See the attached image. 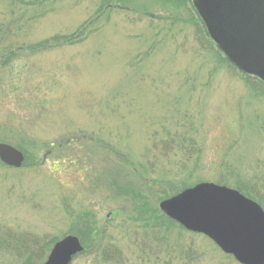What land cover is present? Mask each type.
I'll use <instances>...</instances> for the list:
<instances>
[{
	"label": "rangeland",
	"instance_id": "1",
	"mask_svg": "<svg viewBox=\"0 0 264 264\" xmlns=\"http://www.w3.org/2000/svg\"><path fill=\"white\" fill-rule=\"evenodd\" d=\"M259 82L212 42L194 0L180 12L160 0H0V143L25 155L19 169L0 161V226L60 241L87 213L96 230L71 264H240L203 235L156 225L154 211L159 184H218L228 160L264 186ZM114 172L134 199L115 196ZM106 245L120 262L103 260Z\"/></svg>",
	"mask_w": 264,
	"mask_h": 264
},
{
	"label": "water",
	"instance_id": "2",
	"mask_svg": "<svg viewBox=\"0 0 264 264\" xmlns=\"http://www.w3.org/2000/svg\"><path fill=\"white\" fill-rule=\"evenodd\" d=\"M212 40L241 71L264 80V0H194ZM0 160L19 169L23 152L0 143ZM161 211L187 231L212 240L240 264H264V210L238 190L200 183L160 203ZM84 251L69 235L43 264H71Z\"/></svg>",
	"mask_w": 264,
	"mask_h": 264
},
{
	"label": "trees",
	"instance_id": "3",
	"mask_svg": "<svg viewBox=\"0 0 264 264\" xmlns=\"http://www.w3.org/2000/svg\"><path fill=\"white\" fill-rule=\"evenodd\" d=\"M49 1V0H45ZM164 5L171 6L172 8L176 9L177 12L181 9L187 8V6L191 3V0H160ZM110 4H107L104 6V9H108ZM106 9V10H107ZM141 11H145L146 7L139 8ZM83 32V31H82ZM81 32V33H82ZM68 36H56L52 40H47L46 42L39 44V49H46L47 46H50L51 43H67L68 41H72V37ZM15 52H12L9 57H13ZM11 60L7 59L4 64L2 65L7 66L8 63H10ZM250 79L247 77L246 81L248 82ZM260 85V91L264 92V85L259 82ZM169 144L166 143V145ZM1 163V162H0ZM2 164V163H1ZM2 166H5L2 164ZM223 176L220 178L218 184L225 185L234 189H237L242 194L247 196L248 198L258 202L263 208H264V186H261L257 183L258 178L254 177L250 180L244 179L240 177V174L238 172L237 165L232 163V161L228 160L224 166H223ZM116 175L112 176V179L110 181V188L112 191H114L116 197H120L122 195L129 196L134 199V196L132 193H134V190L132 189L131 181L128 179L129 182H124L127 178L126 175L122 176L120 173L114 172ZM194 183H186L181 182L180 186L177 188H174L173 185H171V182H163L159 184V192H158V198L159 200L168 199L172 196H175L182 192L183 190L192 187ZM156 194V193H155ZM155 212V217L158 216V218H155L156 225H159L161 227L168 226H174L178 227L181 230H185L183 227H181L179 224H177L175 221L169 219L160 209H157ZM147 212H139L140 216L145 220L149 221V219L152 217H149L147 214H144ZM91 215L85 214L84 216H80V225L82 227L80 230L76 231L75 233L77 236L80 237L83 246L88 245L91 240V236L95 232L96 223L91 221ZM93 219V218H92ZM94 220V219H93ZM158 227V226H156ZM74 232V231H73ZM188 232V231H187ZM49 240L46 238H43L41 236H38L33 233L29 232H16L12 228L9 227H3L0 226V257L2 254L10 255L12 257L11 261H7L5 264H43L47 260V252L50 250L51 246L53 247L59 240H55L52 242H48ZM49 243V244H48ZM94 244V242H93ZM101 246V245H100ZM115 247V246H114ZM97 248V247H96ZM100 251L103 250L102 256L104 261H116L117 258L120 257V251L118 248H114L113 250L110 248V246H104L99 249ZM86 252V248L84 247V251L82 254ZM80 254V255H82ZM78 255V256H80ZM77 256V257H78Z\"/></svg>",
	"mask_w": 264,
	"mask_h": 264
},
{
	"label": "flooded vegetation",
	"instance_id": "4",
	"mask_svg": "<svg viewBox=\"0 0 264 264\" xmlns=\"http://www.w3.org/2000/svg\"><path fill=\"white\" fill-rule=\"evenodd\" d=\"M208 32V31H207ZM208 36H210L209 35V33H208ZM212 39V38H211ZM213 41V40H212ZM214 42V41H213ZM214 44L218 47V45L214 42ZM218 49H219V47H218ZM220 50V49H219ZM221 51V50H220ZM222 52V51H221ZM226 56V55H225ZM228 58V57H227ZM244 74H246V75H248V76H250V77H253V78H257V79H259L260 81H262L263 83H264V80L262 79V78H260L259 76H256V75H252V74H247V73H245L244 71H242Z\"/></svg>",
	"mask_w": 264,
	"mask_h": 264
}]
</instances>
